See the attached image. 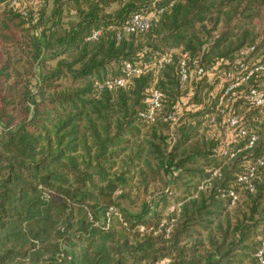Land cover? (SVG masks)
I'll use <instances>...</instances> for the list:
<instances>
[{
  "label": "trees",
  "instance_id": "obj_1",
  "mask_svg": "<svg viewBox=\"0 0 264 264\" xmlns=\"http://www.w3.org/2000/svg\"><path fill=\"white\" fill-rule=\"evenodd\" d=\"M9 3L0 0V264H260L264 170L255 192L244 191L247 213L221 193L243 190L237 177L264 153V124L254 150L225 167L209 125L218 101L207 95L225 86L242 50L264 57L256 30L264 0ZM161 10L149 33L118 39L131 17ZM171 52L172 65L156 76L153 66ZM182 54L215 75L212 84L193 78L183 94ZM126 64L147 69L99 95L96 84L123 78ZM153 88L165 101L151 124L140 115ZM183 97L172 130L163 119ZM208 181L212 189L200 191Z\"/></svg>",
  "mask_w": 264,
  "mask_h": 264
},
{
  "label": "built area",
  "instance_id": "obj_2",
  "mask_svg": "<svg viewBox=\"0 0 264 264\" xmlns=\"http://www.w3.org/2000/svg\"><path fill=\"white\" fill-rule=\"evenodd\" d=\"M18 6L19 0H10L9 8L11 10H16ZM163 13L164 11L161 10L158 13H151L149 15H134L124 24L120 33L118 32V39H122V34L127 37L146 35L150 31L153 21ZM22 15L23 17H27L25 12H23ZM116 30L117 29H114V31ZM101 36V31L94 32L87 41H98ZM255 52L256 48L254 47L242 50L232 70L223 75L225 86L220 88L219 93L216 94L215 92H211L207 95L209 100L218 101L215 114L209 118L210 127L213 130H221L232 140L229 147H224L222 149V157L227 160V162L236 161L242 154L253 151L260 141L258 134L249 128L245 118H241L237 115L236 110L238 104L240 105V103H242L250 111H258L261 115L260 121L264 124V88H251L247 91H243V88L248 86L256 77L264 76V57L260 59L250 58ZM173 54L174 52H171L159 57L158 61L153 66L156 76H159L167 66L172 65ZM145 69H147L145 66L138 67L126 64L122 72L123 78L97 83V92L99 95H102L107 91L114 92L118 89L127 88L133 79L139 78L144 74ZM206 77L210 79L209 82L212 84L215 75L207 73L199 61H191L188 55L182 54L180 56L179 79L180 89L183 94H190L193 78L200 81ZM212 86H214V83ZM185 99L187 98L183 97L181 103L175 105L172 111L163 119L164 123L169 124L172 130L176 128L184 117L182 103ZM164 101L165 95L157 88H153L149 94L148 110L142 113L140 118L145 122L154 124L156 119L162 115ZM193 109L197 112L202 110L203 106H195ZM242 145L244 148H240ZM246 164L244 173L237 177V185L246 192L254 193V181L258 178L259 172L264 170V153L254 160L246 162ZM220 176L221 169L213 172L212 179L219 178ZM211 189L212 183L208 181L199 190L210 191ZM221 199L230 202L231 207H236L240 200L239 195L234 190L221 193ZM257 258L260 264H264V239L262 240V248Z\"/></svg>",
  "mask_w": 264,
  "mask_h": 264
},
{
  "label": "rangeland",
  "instance_id": "obj_3",
  "mask_svg": "<svg viewBox=\"0 0 264 264\" xmlns=\"http://www.w3.org/2000/svg\"><path fill=\"white\" fill-rule=\"evenodd\" d=\"M256 30H257V32H260V33H262L263 31H264V16H263V18H262V20L260 21V22H258L257 23V27H256ZM120 33V32H119ZM126 39V38H128L127 36H125L124 34H122V39ZM257 59H260V58H258V56H257ZM262 86H261V88H264V82H263V84H261ZM203 90L204 91H207L208 90V86H205V87H203ZM243 91H246V89H245V87L243 88ZM206 94V92H203V94ZM195 105L197 106V103H195ZM237 115L238 116H240L241 118H245L246 120H247V122H248V126H249V128L253 131V132H259V130H258V125L261 123V121H260V118L261 117H257L256 115H255V113H253L252 111H250L244 104H242V103H240V105L238 104V106H237ZM256 114H258V113H256ZM262 124V123H261ZM214 134H215V136H216V138H217V141L222 145V147L224 148V147H229V144H230V142H232V140L230 139V138H228L227 136H226V134L224 133V132H222L221 130H214ZM175 138H176V136H175ZM235 146V145H234ZM230 147H231V145H230ZM225 167H227L228 165H230L229 167L231 168V165L232 164H229L228 162H224V163H222ZM244 165H245V167H246V163H244ZM223 166V167H224ZM234 176V175H233ZM235 178V177H234ZM205 184V183H204ZM204 184H202V186L204 185ZM201 186V187H202ZM200 187V188H201ZM156 188V190H163V188L162 187H155ZM237 194L239 195V198H240V200H239V203L236 205V207H235V209L234 210H236L237 211V209H239L238 211L239 212H243V213H247V211H248V208H249V205H250V200H249V198H248V196L246 195V193L244 192V190H240V189H238V191H237ZM133 199H135L136 200V198L135 197H133ZM139 202H151V198L150 197H141V199L140 200H138ZM263 231H264V229H263Z\"/></svg>",
  "mask_w": 264,
  "mask_h": 264
}]
</instances>
